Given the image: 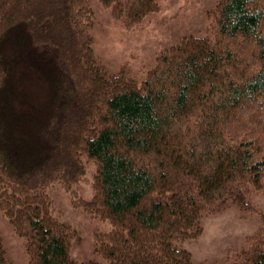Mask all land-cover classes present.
<instances>
[{
  "label": "trees",
  "instance_id": "trees-1",
  "mask_svg": "<svg viewBox=\"0 0 264 264\" xmlns=\"http://www.w3.org/2000/svg\"><path fill=\"white\" fill-rule=\"evenodd\" d=\"M99 1L126 29L161 7ZM95 21L90 0H0V210L28 264H101L71 257L77 231L49 193H74L92 161L94 194L74 202L109 222L93 235L106 264H203L179 245L201 215L252 212L264 194V0H218L210 35L182 37L141 78L98 61ZM260 219L220 264H264Z\"/></svg>",
  "mask_w": 264,
  "mask_h": 264
},
{
  "label": "rangeland",
  "instance_id": "rangeland-1",
  "mask_svg": "<svg viewBox=\"0 0 264 264\" xmlns=\"http://www.w3.org/2000/svg\"><path fill=\"white\" fill-rule=\"evenodd\" d=\"M159 1L161 7L158 11L145 16L139 26L126 29L122 17L113 18L109 7L99 0H90L96 20L91 28L92 45L98 61L106 65L110 73L128 64L131 75L141 78L155 65L160 51L182 37L210 35V13L218 0ZM95 169L92 161L85 163L84 177L74 188V193L59 186L52 187L49 193L55 214L77 231L78 236L70 243L71 257L77 262L93 260L106 264V259L94 250L93 235L108 231L109 222L74 202L77 197L86 201L92 198ZM249 201L256 210L243 212L230 204L218 213H203L200 234L179 245L191 253L194 262L203 264H220L228 254L246 250L249 247L246 238L261 223L264 194H253ZM0 237L12 264H28L25 239L15 233L1 210Z\"/></svg>",
  "mask_w": 264,
  "mask_h": 264
}]
</instances>
